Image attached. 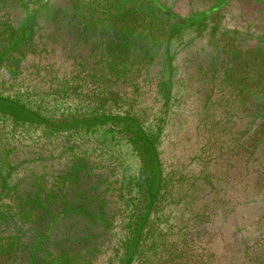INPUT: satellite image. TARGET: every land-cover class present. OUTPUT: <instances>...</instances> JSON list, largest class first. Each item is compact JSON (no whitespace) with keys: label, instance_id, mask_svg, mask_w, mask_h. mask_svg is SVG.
Instances as JSON below:
<instances>
[{"label":"rangeland","instance_id":"rangeland-1","mask_svg":"<svg viewBox=\"0 0 264 264\" xmlns=\"http://www.w3.org/2000/svg\"><path fill=\"white\" fill-rule=\"evenodd\" d=\"M26 1L0 0V52L6 30L26 17L33 23L0 63V96L57 123L129 115L154 139L163 182L148 213L124 123L54 131L0 115V214L7 217L0 237L34 241L16 199L40 179L79 210L56 222L44 249L72 239L81 264H126L141 223L129 264H264V145L251 147L248 118L220 69L232 51L263 48L264 0H222L218 24L197 16L220 0H157L186 21H167L153 60L137 61L118 79L100 67L103 41L77 37L82 13L74 5L83 0ZM128 1L151 9L146 0ZM29 4L35 9L27 16ZM80 160L86 167L73 189L66 178ZM41 258L50 261L47 251Z\"/></svg>","mask_w":264,"mask_h":264},{"label":"trees","instance_id":"trees-1","mask_svg":"<svg viewBox=\"0 0 264 264\" xmlns=\"http://www.w3.org/2000/svg\"><path fill=\"white\" fill-rule=\"evenodd\" d=\"M24 1L27 3L26 0ZM46 1L37 0V3L43 4ZM146 1L151 6L150 10L141 8L128 0H83V2H76L74 5L75 10L82 13L81 17L75 21L77 37H85L87 41H92L95 38L103 41L102 55L98 61L100 67L113 78L118 79L126 76L139 60H148V62L153 60L152 47L159 38L165 39L169 35L167 21H173L179 25L186 21L161 2ZM223 3L224 1L220 0L208 10L199 13L198 19L208 17L214 24H218V10ZM34 9L35 7L30 8L29 6L27 16L34 12ZM32 26L31 18L26 17L19 28H10L4 32L6 34L4 40L8 47L0 52V63L20 48L24 41L23 31L31 32ZM220 62L223 82L237 94L239 106L248 118L247 133L250 134L251 147L257 148L259 145H264V46L262 48L256 45L248 50L232 51L226 58H221ZM0 115L7 116L16 123H41L54 131L94 126L67 128L101 118H109L101 116L78 119L74 117L57 123L42 118L19 101L3 96H0ZM110 119L117 123H124L125 129L131 131L127 141L139 156V185L149 199L147 205L149 213L151 206L157 202L160 196L163 182L161 164L154 146L155 141L144 133L134 118L129 115L118 114ZM62 127L63 129H61ZM85 167L84 161L80 160L68 172L66 179L73 185V189H79L77 185L81 181ZM32 187L34 189L24 196H17L16 206L17 215L20 216L19 221L31 224V235L35 239L29 244L23 242L18 234L0 237V264H15L19 259L21 261L19 264H32L33 258L34 264H40L38 258L42 251H47L50 255L49 262H45L41 258L42 264L83 263L80 251L75 252L74 250L72 239H69V243H66L65 240L53 242L46 250L43 246L46 243L49 244V233L56 222L65 215H71L79 210L64 206L63 201L57 198L53 190H45L40 179L35 181ZM85 191L87 196V189ZM152 200L153 203L150 205ZM56 203L61 205L60 209L59 205L56 209L54 208ZM87 210L88 208L80 212H87ZM0 219L7 223L5 215L0 214ZM141 226L143 229L142 223L135 224L134 228L137 231ZM18 230L22 231V228ZM133 245H126L129 252H133L132 255L138 253L140 248L139 245L137 247L135 245L136 248Z\"/></svg>","mask_w":264,"mask_h":264},{"label":"water","instance_id":"water-1","mask_svg":"<svg viewBox=\"0 0 264 264\" xmlns=\"http://www.w3.org/2000/svg\"><path fill=\"white\" fill-rule=\"evenodd\" d=\"M107 120H110V118H101V119H99V120H94V121H90V122L82 123V124H79V125H76V126H70V127H67V128H68V129H71V128H76V127H80V126L95 125V124H100V123H102V122H104V121H107ZM61 129H63V127H62ZM141 231H142V226L139 228V230H138V232H137L136 239H135V243H134L133 247H135V245H136V243H137V241H138V238H139V234H140ZM132 253H133V252L130 253V255H129L127 261H126V264H129V263H130Z\"/></svg>","mask_w":264,"mask_h":264},{"label":"flooded vegetation","instance_id":"flooded-vegetation-1","mask_svg":"<svg viewBox=\"0 0 264 264\" xmlns=\"http://www.w3.org/2000/svg\"><path fill=\"white\" fill-rule=\"evenodd\" d=\"M32 6L30 5V8H31Z\"/></svg>","mask_w":264,"mask_h":264}]
</instances>
